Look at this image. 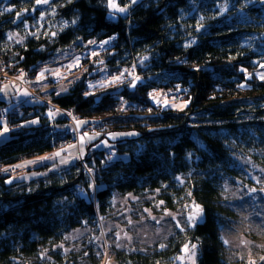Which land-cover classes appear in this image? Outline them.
Masks as SVG:
<instances>
[{
  "label": "trees",
  "instance_id": "16d2710c",
  "mask_svg": "<svg viewBox=\"0 0 264 264\" xmlns=\"http://www.w3.org/2000/svg\"><path fill=\"white\" fill-rule=\"evenodd\" d=\"M117 3L129 7L110 17L107 0H0V84L21 73L26 83L45 63L60 66L65 57H79L85 68L66 92L58 94L50 80L45 94L36 88L32 96L0 98L9 129L0 143V264H102L108 245L101 241L100 255L90 238L86 247L70 248L69 234L89 228L100 236L98 218L104 224L111 217L116 194L144 198L158 189L165 209L195 202L204 209L203 219L175 229L163 248L110 242L111 264H176L185 244L197 245V264H234L219 228L233 217L224 185L243 177L238 157L264 167V2ZM109 37L114 39L100 44ZM100 67L107 80L121 72L125 79L89 88L87 79L98 77ZM133 76L141 78L134 88ZM150 93L189 102L182 109L158 105ZM50 109L59 114L49 117ZM63 112L87 121L78 138L83 131L100 133L86 144L82 161L30 165L29 177L10 179L4 169L75 140ZM31 120L38 123H25ZM129 132L137 135H108ZM102 139L112 147H93ZM112 152L119 159L108 161Z\"/></svg>",
  "mask_w": 264,
  "mask_h": 264
},
{
  "label": "rangeland",
  "instance_id": "374dc122",
  "mask_svg": "<svg viewBox=\"0 0 264 264\" xmlns=\"http://www.w3.org/2000/svg\"><path fill=\"white\" fill-rule=\"evenodd\" d=\"M115 2L117 3V0H115ZM65 58L66 61L62 59L64 61L60 66L52 67V65H48L49 63H45V65L38 70L35 77L32 80L26 81V83L23 78L17 79V77L13 78L12 80H5L0 84V88L5 89L4 91H0V98H10L11 96L20 97L21 95L25 96L23 94L24 92H27L29 96H32L31 90L36 91V88L39 89L41 93L45 94L47 89L52 84L50 80L55 82L54 85L55 89H57V92L63 93L61 91V88H68L70 82L75 77L81 75L85 70V68H82L81 64L76 67H72L71 69L67 68V65L72 63L74 60H70L68 57ZM42 69L45 70V79L38 82L36 77ZM57 69L61 73L60 78L52 75V72H55ZM105 80H107L105 77V71L102 70V67H100L99 76L87 79V82L89 85L90 83L93 84L97 81L101 82ZM5 85H7V88H5ZM154 96L156 97L155 100L153 99L155 103H157L158 105H167L164 103L166 99L162 94L157 93ZM168 104H183V101L171 100L168 102ZM67 116L68 118H70V121L72 122L75 129L76 125L75 120L73 119L74 116L68 114ZM5 124L6 121H0V133H3V135L0 136V143H2L9 137V131H3ZM82 126L83 125H80L79 128H81ZM85 132L89 134L93 133L83 131L82 134ZM109 137L110 139H112L110 135ZM101 141H99L97 144L99 145V148H108L105 145L101 144ZM87 143L88 141H86L84 144V152ZM108 144L111 145L109 141ZM69 145H76V147L69 148ZM63 146L64 147L62 148L54 149L37 157L25 159L18 162L16 165L23 164L24 166L16 167L15 172L11 175L10 179L21 180L29 177V171L27 167H29L30 165H39L53 162L58 166H66L78 160L82 161V158L75 159V157L80 152L79 138ZM62 149H64V151H61ZM58 151L60 152V156H53V153ZM39 157L51 158L38 160ZM69 157H73V159H71L69 163H61V159H67ZM34 160L37 162L32 164L24 163L25 161ZM237 161L243 169V177L241 179L228 180L224 185V197L227 201L226 204L230 207V210L233 213V217L230 218V221L219 228L220 234L224 241L228 256L234 264H249L250 258L256 261V264H264V261H261L259 259L261 256H264V192L259 191L261 187H264V172L261 171L262 169H264V167L253 163L249 159V157L246 156H239ZM249 188H256L257 191L255 193H249ZM156 193L157 191L146 194L144 195V198L135 197L131 194H116L114 196L113 211L111 217L107 221H105L104 224L103 220H101L102 217L98 218L99 223H101V235L99 236L93 229L89 228L76 229L72 231L68 236V241L70 242L69 247L84 248L86 247L85 242L87 239L94 240L96 244L95 251L97 252L98 250L100 251L99 247L101 246V241L103 242L104 246H109L110 242H113L114 244L119 243L120 245L131 249L159 247L161 244H164V241L169 237V235L178 228L176 227L177 221L180 222L182 228L184 226H187V216L192 204H189L188 206L186 205L187 207H179L175 211L168 210L163 207V203H159L160 200L157 198ZM148 200H152V207L144 205V203ZM146 209L147 211H145ZM166 213H171L172 215H167ZM173 215L176 217L175 220L172 218ZM129 221H131V223H129ZM103 226L105 229H102ZM117 233H119L120 235L119 240H117ZM242 240L245 243H241ZM225 241H227V243H225ZM108 246L104 248V257H106V254L109 255L108 250L111 249V247ZM62 248L64 247L62 246ZM43 256L47 257V254H43ZM185 256L186 253L183 252L182 248V251L178 256L180 257V259H176V264H190L189 261L184 259Z\"/></svg>",
  "mask_w": 264,
  "mask_h": 264
},
{
  "label": "snow or ice",
  "instance_id": "6c2138e0",
  "mask_svg": "<svg viewBox=\"0 0 264 264\" xmlns=\"http://www.w3.org/2000/svg\"><path fill=\"white\" fill-rule=\"evenodd\" d=\"M69 2H71V0H69ZM140 0H131V4L132 5H135L137 3H139ZM249 3L253 2V0H248ZM261 2H264V0H261ZM36 3L37 4H40V3H48V0H36ZM107 7L109 9H112L114 11L110 12V17L114 16L116 12H121V13H125L129 7L128 4H125L123 7H120L119 5H117V3L115 2V0H107ZM5 11H11L10 8H6ZM23 11V10H22ZM225 11V7L224 6H221L220 7V13H223ZM17 17H19L21 15L20 12H17ZM43 15V14H42ZM202 19L201 18V22H198L197 24V30L199 31L200 28L203 27V24H202ZM76 21L73 20L72 23H75ZM12 35L14 34H9V38L11 39L12 38ZM53 35H55V33H53ZM114 39V37H109V39L107 41H100V44L101 45H105V44H108L110 43V41ZM96 41L94 40H91V41H88V44H95ZM195 43L194 40L190 41L188 44H186L185 46L186 47H190L191 44ZM93 56H96L98 55V53H96L95 51H93L91 53ZM141 59H145L144 57H141ZM97 63H101V61H97ZM79 65V57H76L75 60L70 63L69 65H67V68L71 69L72 67H76ZM44 69L41 70V72L37 75L36 79L37 81H42L45 79V76H44ZM48 71H51V70H48ZM52 75H54L55 77L57 78H60L61 77V73L60 71L57 69L55 72H52ZM128 75H132V73H128ZM23 77V73H21L20 77H17V79H21ZM261 79H264V75H262L260 77ZM76 79H79V77H77ZM125 79V73L124 72H121L120 75L118 76H113L111 78V80H105V81H101V82H98L97 85H93V84H89V88H92V87H95V86H100V87H104L106 86L108 83H116L117 81H123ZM140 77L139 76H133L131 82L129 83V87H132L134 88L136 86V83L137 81H140ZM239 87H243L244 85H238ZM5 88H7V85H5ZM5 89L3 88H0V91H4ZM180 88L179 86H177V91H179ZM61 91L62 92H66L67 91V88H61ZM25 96L29 95L27 92H24L23 93ZM59 94V93H58ZM85 96H89V95H92L91 92H85L84 93ZM154 100L156 99V97L150 93L149 94ZM189 101L188 100H185L183 102V104H172L171 106L174 107V108H179V109H182ZM165 104L168 103V101H165L164 102ZM149 112H151V109H149ZM59 114L57 111H54L52 109L49 110L48 112V115L49 117H54L55 115ZM68 115H71V113H67ZM75 120V125H76V128L74 129L75 130H78L80 125H83V124H86L87 121H83V120H78V119H75V117L73 118ZM26 124H37L38 123V120H31V121H26L25 122ZM4 132H7L9 131L6 124L4 126V129H3ZM3 133H0V136H2ZM100 135V133H96V132H93L92 134H89L87 132L83 133L80 137H79V147H80V152L79 154L75 157V159H81L83 156H84V144L86 141H92V140H95L96 137H98ZM111 136L112 139H115L117 136H134V135H137V133L135 132H129V133H110L108 134ZM101 144L105 145L106 147L108 148H111L112 146L108 144V141L107 140H102L100 142ZM69 148H73V147H76V145H69L68 146ZM93 147H99V145H93ZM61 151H64V149H62ZM53 156H60V152H55L53 153ZM51 157H39L38 160H44V159H50ZM114 158L116 159H119V157L116 156V154L114 152H112L110 155H108L106 157V159L108 161H111L113 160ZM73 159V157H69L67 159H61V163L62 164H67L69 163V161ZM37 161H25L24 163L25 164H32V163H36ZM103 163V161H102ZM24 165L21 164V165H15L13 167H23ZM87 167V166H86ZM89 173H91L93 171L92 168H88L87 169ZM3 171H7V169H4ZM262 172H264V169L261 170ZM33 175H37L36 173H34ZM177 180H181L180 177H176ZM6 183H10L11 180H8V181H5ZM181 182H183L181 180ZM90 188L93 187V185H89ZM159 191V189L157 190ZM257 191L256 188H249L248 189V192L249 193H255ZM260 192H264V187H261L259 189ZM78 195L80 196H83L85 199H88V196L86 195V193L84 192L83 189H79L78 192H77ZM188 196H191L192 193L191 191H189L187 193ZM254 199V197H253ZM160 204L163 203V201H160L159 202ZM187 207V206H186ZM147 211V209L145 210ZM167 215H172L171 213H166ZM203 214H204V209L199 205V204H195V202L192 203V206H191V209L188 213V216H187V221H186V225L188 227H194L198 222H200V220L203 219ZM172 218L175 220L176 217L173 215ZM129 223H131V221H129ZM176 227L178 228H181V230L183 231L184 229L181 227V224L179 221H177L176 223ZM127 235V234H125ZM67 238V237H66ZM93 239H98V238H93ZM120 239V235L119 233H117V240ZM130 239V238H129ZM225 243H227V241H225ZM241 243H245L243 240L241 241ZM116 247H121V245L119 243L116 244ZM161 248L165 247V245L161 244L160 245ZM183 252L186 253V256L184 257V259H186L187 261L190 262V264H196V256H197V245L196 244H185L184 247H183ZM101 253L97 252V255H100ZM85 255H87V253H85ZM178 259H180V257H178ZM261 261H264V256H261L259 258ZM249 264H256V261L252 260L251 258L249 259Z\"/></svg>",
  "mask_w": 264,
  "mask_h": 264
},
{
  "label": "built area",
  "instance_id": "2783aa9c",
  "mask_svg": "<svg viewBox=\"0 0 264 264\" xmlns=\"http://www.w3.org/2000/svg\"><path fill=\"white\" fill-rule=\"evenodd\" d=\"M177 99H178V98H177ZM0 118H1L2 120L6 119L5 114H4V113H1V114H0ZM79 134H80V130H79V129H78V130H75L74 133H73V135H72V137H73L75 140H77ZM70 142H71V141H70ZM70 142H68V143H70ZM7 172H8L9 174H11V175L14 174V168H13V167H9V168L7 169ZM108 251H109V252H108L109 255L106 254V257H104L102 264H111L112 261H113V258H114V256H115V253H114V251L111 250V249H109Z\"/></svg>",
  "mask_w": 264,
  "mask_h": 264
},
{
  "label": "crops",
  "instance_id": "0c3cea01",
  "mask_svg": "<svg viewBox=\"0 0 264 264\" xmlns=\"http://www.w3.org/2000/svg\"><path fill=\"white\" fill-rule=\"evenodd\" d=\"M11 79V78H10ZM12 80V79H11ZM4 98V97H3ZM14 98H16V97H13V96H11L10 98H4V99H7V100H11V99H14ZM2 112L0 111V114H1ZM7 119V118H6ZM6 119H4L3 121H5ZM0 121H2L1 120V118H0ZM71 143V142H70ZM64 147V146H63ZM33 166V165H32ZM30 168V166L28 167V169Z\"/></svg>",
  "mask_w": 264,
  "mask_h": 264
}]
</instances>
